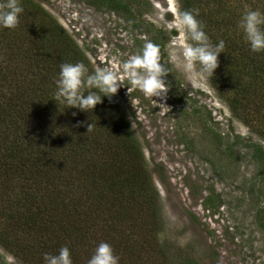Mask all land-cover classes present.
<instances>
[{"label": "trees", "instance_id": "1", "mask_svg": "<svg viewBox=\"0 0 264 264\" xmlns=\"http://www.w3.org/2000/svg\"><path fill=\"white\" fill-rule=\"evenodd\" d=\"M21 4L19 25L0 28V247L22 264H45V253L64 246L73 264H87L101 242L119 264H199L156 243L160 197L115 99L88 113L53 100L60 64L95 70L49 14L31 0ZM245 5L264 12V0H179L182 10L199 9L212 43L224 41L209 84L234 118L264 137L249 119L264 125V52H252L237 27Z\"/></svg>", "mask_w": 264, "mask_h": 264}, {"label": "rangeland", "instance_id": "2", "mask_svg": "<svg viewBox=\"0 0 264 264\" xmlns=\"http://www.w3.org/2000/svg\"><path fill=\"white\" fill-rule=\"evenodd\" d=\"M31 1L64 30L94 70L109 67L121 78L123 62L146 40L158 45L165 40L161 55L171 88L164 105H154L131 85L113 97L160 197L164 227L156 243L174 253L186 251L199 264H264V155L251 147L264 150V137L233 117L209 81L185 72L174 0H119L126 9L101 0ZM156 31L163 35L159 42ZM249 119L255 130L264 127L258 118ZM0 264L22 263L0 247Z\"/></svg>", "mask_w": 264, "mask_h": 264}, {"label": "clouds", "instance_id": "3", "mask_svg": "<svg viewBox=\"0 0 264 264\" xmlns=\"http://www.w3.org/2000/svg\"><path fill=\"white\" fill-rule=\"evenodd\" d=\"M23 11L21 0H0V28L15 29ZM173 11L175 28L183 39L181 57L185 72L192 79L211 81L219 64L218 56L224 52V41L211 42L203 24L197 19L199 9L182 10L179 0H174ZM237 27L242 30L252 52H264V12L245 5ZM121 71L123 78L109 67H98L94 72H89L82 62L62 63L55 80L53 100L56 104L64 105V109L74 108L88 113L102 102V98L111 102L118 90L125 86L128 90V85L141 91L156 106L166 100L171 88L167 76L171 72L162 62L158 44L146 40L137 53L123 62ZM76 114L71 113L72 116ZM90 128L91 124H88L87 131ZM43 259L45 264H73L67 246L61 247L55 255L45 253ZM87 264H119V258L110 244L101 242L95 247Z\"/></svg>", "mask_w": 264, "mask_h": 264}]
</instances>
